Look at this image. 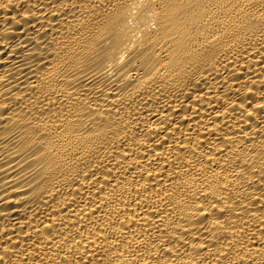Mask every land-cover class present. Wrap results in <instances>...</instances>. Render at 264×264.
Returning <instances> with one entry per match:
<instances>
[{"label": "bare ground", "instance_id": "6f19581e", "mask_svg": "<svg viewBox=\"0 0 264 264\" xmlns=\"http://www.w3.org/2000/svg\"><path fill=\"white\" fill-rule=\"evenodd\" d=\"M0 264H264V0H0Z\"/></svg>", "mask_w": 264, "mask_h": 264}]
</instances>
